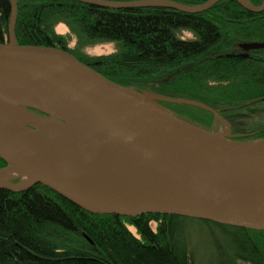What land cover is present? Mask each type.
<instances>
[{"label": "trees", "instance_id": "1", "mask_svg": "<svg viewBox=\"0 0 264 264\" xmlns=\"http://www.w3.org/2000/svg\"><path fill=\"white\" fill-rule=\"evenodd\" d=\"M17 5L19 44L62 48L120 84L206 103L220 116L185 103L164 105L211 131H231L225 115L232 130L245 134L240 139L264 138V99L251 102L264 96V47L235 52L243 42L264 43V10L252 12L234 0H219L198 13L104 8L77 0H17ZM10 12V0H0V42L8 40ZM60 22L69 27L68 35L57 32ZM182 31L194 37L184 38ZM74 35L77 46L70 47ZM100 42H116L117 50L82 51ZM5 165L0 157V168ZM192 225L209 232L194 234ZM239 262L264 264V231L175 214H95L41 183L21 192L0 187V264Z\"/></svg>", "mask_w": 264, "mask_h": 264}, {"label": "water", "instance_id": "2", "mask_svg": "<svg viewBox=\"0 0 264 264\" xmlns=\"http://www.w3.org/2000/svg\"><path fill=\"white\" fill-rule=\"evenodd\" d=\"M77 1L198 13L219 0ZM234 1L264 10V0ZM10 4L8 40L0 42V187L21 192L41 183L95 214H175L264 231V138L211 131L164 105L220 116L206 103L120 84L62 48L19 44L17 0ZM57 129L66 138L57 139Z\"/></svg>", "mask_w": 264, "mask_h": 264}, {"label": "rangeland", "instance_id": "3", "mask_svg": "<svg viewBox=\"0 0 264 264\" xmlns=\"http://www.w3.org/2000/svg\"><path fill=\"white\" fill-rule=\"evenodd\" d=\"M56 30L59 33H64L66 35L69 34L68 33L69 27L63 22H60L56 25ZM180 35L184 38L194 37L193 33L190 31H182V32H180ZM69 39H70L69 40V46L70 47H76L77 46V37L74 35V36H70ZM116 50H117V43L116 42H100V43H93V44H90L88 46H84L82 51L85 52L86 54H89V55H99V54H104V53H111V52H114ZM221 132L224 133L223 128H220L218 133H221ZM190 228H191L190 229L191 232L194 234L199 233V232H201V233L202 232L203 233L209 232L207 228L201 229L202 227L197 226V225H192ZM131 229L135 232V229L133 227H131ZM200 250L202 251L201 248H200ZM239 264H248V263L239 262Z\"/></svg>", "mask_w": 264, "mask_h": 264}, {"label": "flooded vegetation", "instance_id": "4", "mask_svg": "<svg viewBox=\"0 0 264 264\" xmlns=\"http://www.w3.org/2000/svg\"><path fill=\"white\" fill-rule=\"evenodd\" d=\"M236 53H238V54H242V50H239L238 48H237V51H235ZM243 52H245V51H243ZM221 109V108H220ZM221 114H223V112L221 111ZM224 117H225V119L228 121V123H229V126H230V128H231V131H229L232 135H238V134H242V133H240V132H242V131H236V130H232V128H233V126H232V124H231V122L229 121V119H227V116H225L224 115Z\"/></svg>", "mask_w": 264, "mask_h": 264}, {"label": "bare ground", "instance_id": "5", "mask_svg": "<svg viewBox=\"0 0 264 264\" xmlns=\"http://www.w3.org/2000/svg\"><path fill=\"white\" fill-rule=\"evenodd\" d=\"M54 126H55L54 124H51V128H53ZM59 136L66 138V135L64 133H62L60 130H58V134L55 137L60 140V137Z\"/></svg>", "mask_w": 264, "mask_h": 264}]
</instances>
